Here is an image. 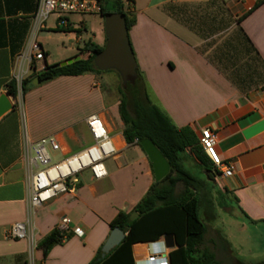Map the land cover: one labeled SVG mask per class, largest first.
<instances>
[{"label": "crops", "instance_id": "obj_1", "mask_svg": "<svg viewBox=\"0 0 264 264\" xmlns=\"http://www.w3.org/2000/svg\"><path fill=\"white\" fill-rule=\"evenodd\" d=\"M125 3L135 21L128 31L130 42L151 101L177 128H190L198 139L204 129L217 133V152L234 173L226 178L216 172L204 153L210 165L206 171L190 150L184 154V167L188 162L201 168L207 181L219 186L221 200L237 207L239 220L264 231V0ZM38 5L39 0H0V97L8 95L15 106L0 119V264H89L109 238L110 224L120 212L133 214L156 182L155 175L140 144L130 145L124 137L118 78L112 71L33 85L35 75L47 66L75 58L79 43L89 35L59 31L55 16L40 26L35 21ZM76 22L72 20L74 29ZM50 34L74 36L73 54L54 56ZM34 41L42 46L45 59L23 63L21 57ZM92 41L104 45L99 34ZM27 78H32V87L19 94L17 107L8 84L20 85ZM83 101L92 105L84 114ZM94 114L104 121L116 148L105 162L108 177L96 181L85 171L75 193L30 212L26 145L55 138L62 158L76 154L93 142L86 119ZM183 190L179 184L176 194ZM64 218L71 222L67 232L71 237L53 247L45 259L38 245ZM16 223L28 224L34 243L7 238ZM75 228H81L84 236H76ZM207 235L233 264L264 263L233 258L223 234L210 227L202 245ZM136 245L146 244L133 246L135 261L146 252L136 254ZM205 249L222 264L213 248Z\"/></svg>", "mask_w": 264, "mask_h": 264}, {"label": "trees", "instance_id": "obj_2", "mask_svg": "<svg viewBox=\"0 0 264 264\" xmlns=\"http://www.w3.org/2000/svg\"><path fill=\"white\" fill-rule=\"evenodd\" d=\"M125 0H114L112 10H107L104 0L102 17L109 12L125 14L128 31L134 25L130 13L125 9ZM61 32H75L81 35V29L59 28ZM107 41V40H106ZM100 46L92 39H88L79 54L85 53L87 58L53 69L47 66L39 72L37 77L42 84L51 82L60 77H79L87 74H102L94 63L95 57L102 52L106 45ZM78 54V55H79ZM77 55V56H78ZM135 85H128L124 89L119 87L120 107L119 114L124 123V137L128 144H136L143 140H151L162 152L171 166L169 175L161 182H155L147 195L134 208L133 213L139 216L134 221L132 214L120 212L110 224L111 231L121 229L126 237L120 246L107 256L100 248L97 256L89 264H135L133 246L139 243H155L165 236L173 235L177 248L169 253L170 264H220L215 255L209 250H200L207 227L200 217V198L197 195L199 185H203L183 165V157L190 150L206 171L210 165L206 159L199 139L190 128H177L167 115L155 105L144 86L142 75L137 68ZM32 78L22 81V94L28 93L32 87ZM8 94L16 100L19 93L18 84L12 81L7 87ZM209 179L212 177L209 175ZM183 184L184 190L176 194V188ZM71 237L70 234L54 229L40 243L39 248L44 252L45 259L56 245H61ZM146 253L147 246H144ZM157 246H152V250ZM238 264H243L239 262ZM264 264V263H263Z\"/></svg>", "mask_w": 264, "mask_h": 264}, {"label": "built area", "instance_id": "obj_3", "mask_svg": "<svg viewBox=\"0 0 264 264\" xmlns=\"http://www.w3.org/2000/svg\"><path fill=\"white\" fill-rule=\"evenodd\" d=\"M103 6L104 0H39L35 21L43 26L51 16H55L59 28H74L71 16L102 15ZM21 58L23 63L44 60L45 53L42 46L34 41ZM22 81L18 85L19 89ZM86 124L93 141L92 144L76 154L62 158L60 162L53 163V154L61 152V145L55 138H45L35 144L26 145L24 160L28 170L30 212L33 213L59 196L75 193L79 184V176L85 171H89L96 181L108 177L105 162L116 154L112 137L99 115H90L86 119ZM135 143L140 144L138 140ZM199 144L216 172H220L226 178L233 176V166L224 163L217 152V133L210 129L202 130ZM70 223L68 218H64L57 228L67 233L70 230ZM73 233L78 237L84 236L81 228H75ZM6 236L9 239L29 240L34 243L27 223L12 225ZM146 245L149 252L136 260L135 264H170L169 250L163 239ZM156 245L160 248L152 250L151 247Z\"/></svg>", "mask_w": 264, "mask_h": 264}, {"label": "rangeland", "instance_id": "obj_4", "mask_svg": "<svg viewBox=\"0 0 264 264\" xmlns=\"http://www.w3.org/2000/svg\"><path fill=\"white\" fill-rule=\"evenodd\" d=\"M114 0H106L107 10H112ZM125 9H127L126 3H124ZM71 21H77V29H81V35L89 33V37L93 39V36L98 34L102 38V43L105 44V29L104 21L101 15H85V16H71ZM81 21H85L80 23ZM77 35V36H81ZM50 41L53 46H55L56 51H52L54 56L58 57L59 55H64L67 53L74 52L75 49V40L72 35H55L50 34ZM88 36H84V40L79 43V47L82 49L84 43L88 40ZM78 47V48H79ZM80 50V49H79ZM80 52L77 53V55ZM73 54V53H72ZM78 56L82 58H87L88 55L85 53L79 54ZM112 76H116L117 85L120 87L122 85V79L119 74L115 71H112ZM104 89L108 90L107 83L103 84ZM19 94H22L21 88L19 89L18 97L15 100L16 106L19 107L21 103V98ZM117 95L120 94L119 92ZM23 96V94H22ZM92 107L91 104L83 101L81 104V112L84 114L90 110ZM62 157L59 153L53 154V163L60 162ZM184 161V160H183ZM185 166L189 171L198 177V179L203 183V185L198 186L197 195L200 198V216L207 227H210L214 230L219 231L223 234L226 241L229 243V254L233 258L241 259L246 263H251L254 260L260 259L264 261V231L255 228L250 225L248 222L244 223L239 220V213L237 207L231 202L222 201L220 197V188L214 183H209L207 177L201 168L184 162ZM234 208V210H232ZM218 245V243H217ZM213 248L216 252L217 258L221 261L222 264H233L228 259L222 250L221 246L215 247L211 241L209 235L206 236L205 243L201 246L200 250L204 248ZM136 254L145 252V248L142 245L135 246Z\"/></svg>", "mask_w": 264, "mask_h": 264}, {"label": "water", "instance_id": "obj_5", "mask_svg": "<svg viewBox=\"0 0 264 264\" xmlns=\"http://www.w3.org/2000/svg\"><path fill=\"white\" fill-rule=\"evenodd\" d=\"M104 29L106 36V45L102 52L98 53L95 57L94 63L96 68L101 72L115 71L122 79V87L128 88V85H135L137 74V61L130 42L129 32L126 25L125 14L119 12H109L103 17ZM81 60L80 56H76L68 61L55 64L53 69L65 67ZM39 77L35 78L33 85H40ZM15 106L10 100L8 95L0 97V119L7 113L14 110ZM149 160L152 164L155 181L161 182L164 180L171 171V166L162 152L157 146L149 139L140 142ZM137 213H133L131 220L134 221L138 218ZM126 234L119 228L111 231L109 238L102 248L104 256H107L115 248L121 245L124 241ZM165 246L168 250L172 251L176 248V241L173 235H168L163 238Z\"/></svg>", "mask_w": 264, "mask_h": 264}, {"label": "bare ground", "instance_id": "obj_6", "mask_svg": "<svg viewBox=\"0 0 264 264\" xmlns=\"http://www.w3.org/2000/svg\"><path fill=\"white\" fill-rule=\"evenodd\" d=\"M146 246H147V245H146ZM156 246H157V245H156ZM158 248H160V246H159V245H158V246H157V248H156V249H154V250H157ZM151 249H152V247H151ZM147 250H149V249H148V246H147ZM145 253H146V252H145Z\"/></svg>", "mask_w": 264, "mask_h": 264}]
</instances>
